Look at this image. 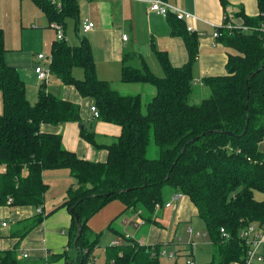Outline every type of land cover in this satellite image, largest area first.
Instances as JSON below:
<instances>
[{
	"label": "trees",
	"instance_id": "obj_1",
	"mask_svg": "<svg viewBox=\"0 0 264 264\" xmlns=\"http://www.w3.org/2000/svg\"><path fill=\"white\" fill-rule=\"evenodd\" d=\"M32 1L49 22L64 25L72 18L78 26V0H59V7L49 0ZM256 3L257 16L239 12L242 24L256 29H220L217 41L235 53L227 54L224 73L202 78L210 93L197 104H191L189 97L198 37L173 15L166 20L169 35L185 44L187 60L182 65L174 66L165 50L155 48L161 77L144 59L139 67L127 63L129 53L122 59L121 82L154 87L145 103L141 94H122L110 81L98 78L86 37H79L76 45L66 40L52 42L51 75L72 85L81 96L91 97L98 110L96 118L120 127V134L109 144H98L93 131L80 129L81 138L106 148L105 161L80 158L64 147L61 134L41 131L43 123L81 124L80 107L46 87L38 90L31 103L17 70L5 61L7 49L0 28V201L11 197L14 205H42L48 189L42 178L45 170L67 169L76 180L62 203L78 215L81 234L74 246L76 259L68 261L66 253L51 254L39 262L64 256L66 264H89L100 235L90 231L87 221L106 204L119 200L124 209L140 210L147 221L156 203L163 206L168 192H180L205 224L212 244V258L206 264H244L248 246L240 236L242 230L250 223L264 225V197L254 198V191L264 195V39L257 29L264 22V0ZM75 67L82 68V79L73 76ZM151 142L157 147L156 158L147 157ZM70 214L73 245L78 225ZM123 238L119 244L106 246L105 264H159L158 247ZM0 264L24 263L16 249H10L0 251Z\"/></svg>",
	"mask_w": 264,
	"mask_h": 264
},
{
	"label": "crops",
	"instance_id": "obj_2",
	"mask_svg": "<svg viewBox=\"0 0 264 264\" xmlns=\"http://www.w3.org/2000/svg\"><path fill=\"white\" fill-rule=\"evenodd\" d=\"M167 1L189 10L197 16L193 21V25L198 37V54L192 74L193 81L200 80L201 83L202 78L205 76L225 72L227 54L230 53V48L225 47L213 37L214 29L225 21L241 25L243 23V19L239 16L241 13L248 17L258 15L256 0H224L223 5L220 0ZM78 4L79 22L78 26L75 25L74 28V34L77 38L76 44L79 42V37L87 38L91 45L98 77L101 76L102 79L108 81L114 79L116 74H120L124 55L128 52L137 53L140 51L138 45L140 47L146 46L147 49L145 55L138 54L139 64H141V59H144L147 65L148 62L150 63L151 67L154 60L153 56L156 59L154 48L165 50L174 66H180L187 60V51L183 40L169 35L166 18L150 11L145 0H78ZM240 11L241 13H239ZM86 18L91 20L94 25L92 29L84 31L82 22ZM67 19L72 20V18ZM67 19L63 25L65 38L67 37ZM45 20H48L46 15L32 0H0V28L4 32L7 49L5 61L17 70L25 84L26 96L27 92L35 94L41 87H46L48 92L79 105L81 124L77 122H65L56 125L43 123L41 124V131L61 134L64 147L73 151L80 158L105 161L107 157L106 148L103 146L95 147L81 138L80 125H83L89 131H93L94 139L98 144L113 142L120 134L119 125L95 118L90 109L93 104L92 98L81 96L72 85L62 84L53 75H50L47 86L41 84L37 80L34 67L37 63H43L44 61L38 60L37 54L30 57L25 52L28 37L37 34V30ZM126 24L129 26L126 27ZM126 28L129 30L130 35H127L124 31ZM123 34L127 35L126 40L122 39ZM54 40L55 38H52L50 47ZM94 40L99 42V46H96L98 58L95 57V49L93 50ZM137 93L141 94V92ZM28 100L33 101V103L35 101H31L29 98ZM1 169L2 166H0ZM56 170L67 169L45 170L42 173L43 181L48 185L44 202L39 205L42 212H36V207L33 205L8 204L7 199L4 202L0 201V251L16 249L17 256L24 264H26L25 259L30 260L32 264H36L39 260H43L51 254L64 255L66 253L68 261L76 259L74 244L72 245L70 242L71 214L66 207L62 206L67 188L75 183V181H72L69 171H61L58 175L64 181L60 194H57L58 198L54 195L48 203L45 200L50 188L44 178L45 172ZM170 195L169 192L166 194L164 202L169 200ZM118 201L112 200L89 218L87 225L92 233L102 235L104 231H112L114 236L107 237L112 241L111 244L113 242H123V237L130 233L131 236L125 238H133L140 244L153 248L158 247V249H162L163 245H177L175 242L181 241L178 235L187 233L190 240L194 242L196 240V248L195 245L190 243V248L185 249V264L188 258H191L194 264L197 263V257L200 258V254L196 252L200 243H203L205 247L207 243L210 245L209 255L203 263L206 264L211 260V241H202V237L204 238L206 234L199 231L202 227L201 219L197 214L196 207L187 196L182 195L174 203V206H161L155 209L151 219L147 221L142 217L140 210L124 209L123 203ZM39 216H42L40 221L37 220ZM139 220H142V222L140 223ZM108 226H111V229ZM181 227L182 231L179 233ZM189 228L192 229L191 234L186 232ZM121 237L122 240L119 239ZM23 253H27L28 256L23 258ZM174 256L171 259H174V264H176L177 256ZM90 261L89 264H105V256L102 260V258L98 259L92 255ZM66 263V258L60 256L53 262L45 264ZM232 264L240 263L235 262ZM253 264H264V260L254 261Z\"/></svg>",
	"mask_w": 264,
	"mask_h": 264
},
{
	"label": "rangeland",
	"instance_id": "obj_3",
	"mask_svg": "<svg viewBox=\"0 0 264 264\" xmlns=\"http://www.w3.org/2000/svg\"><path fill=\"white\" fill-rule=\"evenodd\" d=\"M84 16V15H83ZM80 18H82V16H80ZM49 21L45 20L43 21L41 27L37 30V34H32V36H29L27 39V44L25 46V52H27L29 54L30 57H34V55L38 54V53H42L44 55H46V59L45 62L41 63V64H49V61L51 59V47H50V42L52 40V38L56 39L55 36V31L49 27ZM129 25L126 24V27H128ZM74 28H75V20L74 19H67V28H66V33H67V37H66V42H68L71 45H75L76 44V35L74 34ZM124 31L126 32L127 35H130L129 30L126 28L124 29ZM93 42V41H92ZM99 46V42L98 40H94L93 42V50L95 49V57L98 58V53H97V47ZM138 49L140 51H138L137 53H132V52H128L131 53L130 57L127 61L128 64L134 66V67H139L140 64L138 63L140 60L138 59V54H142L145 55L146 52V46H142L140 47L138 45ZM230 53H235L233 49H229ZM152 57V56H151ZM152 59V58H151ZM153 62L151 63V67H150V63L148 62V66L150 67L151 71L157 75V76H163V71L162 68L160 67L158 61L155 59V57L153 56ZM155 63V64H153ZM73 76L77 79H81L83 78V70L80 67H75L73 70ZM99 79H102V77H98ZM111 78V77H109ZM120 78V74H116L114 79H110L111 85L116 88L120 93L122 94H136V92H141L142 94V99L143 102H148L149 99L153 96L154 94V87L150 84H125L119 81ZM108 81V80H107ZM29 90V88H28ZM209 89L202 85L200 80H194L193 81V90L192 93L189 97V102L191 104H197L199 103L202 99L206 98L209 96ZM37 94L38 92L36 91L35 94H32L30 92H27V96L28 98L32 101L37 99ZM34 101V102H35ZM33 103V101L31 102ZM1 113V112H0ZM147 157L148 158H156L157 157V147L151 142L148 146V150H147ZM61 171H68V170H56L54 172H45V180L46 182L50 185V188L46 194L45 200L46 203H48L49 201H51L53 199V196L57 194H60V189L62 184H64V181L60 178L59 173H61ZM69 173V172H68ZM72 181L76 180L74 177L71 176ZM74 183V185H75ZM72 185V186H74ZM264 195L260 192L254 191V198L261 200L263 199ZM117 201V200H116ZM120 202V201H118ZM117 203V202H115ZM201 224L202 227L199 229V231L203 234L205 233V237H202V241H209V236L207 235L206 232V227L205 224L203 223L202 220ZM169 229V227H167ZM170 230V229H169ZM196 231V229H194ZM182 231V227L179 230V233ZM188 229H187V231ZM128 233V232H126ZM130 233L126 234L127 237L131 236L129 235ZM190 234V233H189ZM114 236L112 234V231H104V233L102 235H100L99 239H98V243L97 246L94 248L93 251V256L103 260L104 257V248L107 245H110L112 243V241H110V238H107L108 236ZM124 236V237H126ZM179 238H181V241H177L175 243H177V245H173L172 244H168V245H163L162 246V250L167 251L168 253H173L177 258H176V264H185V249L188 250L190 248V243L195 245V242L193 240H190V237L184 233H180V235H178ZM120 240H122L123 238H119ZM207 243V242H205ZM197 244V243H196ZM198 249H197V254H200V258L197 257V263L196 264H205L203 262H205L204 260H206V258L209 255V247L210 245L207 243V246L205 247L203 243H200L198 245ZM166 248V249H165ZM196 248V245H195ZM72 250V248H71ZM71 252V251H70ZM159 257V264H174V259H171L169 257H163V256H158ZM210 260V259H207ZM26 264H32V262L28 259L24 260ZM37 264H43V262H38Z\"/></svg>",
	"mask_w": 264,
	"mask_h": 264
},
{
	"label": "built area",
	"instance_id": "obj_4",
	"mask_svg": "<svg viewBox=\"0 0 264 264\" xmlns=\"http://www.w3.org/2000/svg\"><path fill=\"white\" fill-rule=\"evenodd\" d=\"M52 4L55 6L59 7L60 3L59 0H49ZM148 5H149V10L157 13L160 16H163L167 18L169 15H173L176 19L181 20L185 23L186 29L189 32H195L196 29L193 25L194 19L197 18V16L186 9H183L175 4L170 3L167 0H145ZM225 20V19H224ZM94 23L89 20V19H84L82 22V29L84 31L92 29ZM49 27H51L55 31V36L57 40H66L65 35H64V28L63 24L59 23L57 21H50L49 22ZM221 28H225L229 31L233 30H242L244 32L252 31L253 29L247 25L241 24H233L230 22H223L221 25H218L214 31H213V37L218 38L219 36L222 35V32L220 31ZM260 32L263 34V39H264V22L260 24L259 28ZM122 39L126 40L127 35L123 34ZM37 59L40 61H44L47 58L46 55L42 53H38L36 55ZM51 62V59L49 61V64ZM49 64H41L37 63L34 67V72L36 74L37 80L43 84L44 86H47L49 77L51 75L50 69H49ZM91 112L93 116L96 118L98 116V110L96 107L92 104L91 107ZM262 143L264 144V138L262 140ZM183 194L180 192H174L171 193L170 198L168 201L163 203V206L165 207H170L174 206V203L179 200L182 197ZM12 202L11 197L7 198V203L10 204ZM161 205L159 203H156L155 209H158ZM36 212L40 213L42 212L41 206L36 207ZM141 223L142 220H139ZM221 232L224 233L223 228L220 229ZM189 233H192V229H188ZM225 234V233H224ZM242 239L244 240V243L248 246L247 254L245 257L244 264H253L254 261H261L264 260V225L262 228H260L257 223H250L246 228H244L240 234ZM113 244H119V242H113ZM156 253L154 252L153 255ZM173 253H168L165 250L160 249L159 252L157 253V256H163V257H173ZM28 255L27 253H23L22 257L26 258ZM186 264H194L191 258H188L186 261Z\"/></svg>",
	"mask_w": 264,
	"mask_h": 264
},
{
	"label": "water",
	"instance_id": "obj_5",
	"mask_svg": "<svg viewBox=\"0 0 264 264\" xmlns=\"http://www.w3.org/2000/svg\"><path fill=\"white\" fill-rule=\"evenodd\" d=\"M80 127L83 128V125H80ZM70 213L74 214L75 220H76L77 225H78L77 235H76L75 240H74V246L76 247L77 243H78V240H79V237H80V234H81V228H80V225H79V222H78V215L76 213H74L73 207L70 208Z\"/></svg>",
	"mask_w": 264,
	"mask_h": 264
},
{
	"label": "bare ground",
	"instance_id": "obj_6",
	"mask_svg": "<svg viewBox=\"0 0 264 264\" xmlns=\"http://www.w3.org/2000/svg\"><path fill=\"white\" fill-rule=\"evenodd\" d=\"M216 39V38H215Z\"/></svg>",
	"mask_w": 264,
	"mask_h": 264
}]
</instances>
